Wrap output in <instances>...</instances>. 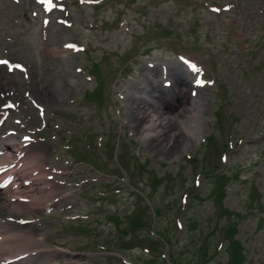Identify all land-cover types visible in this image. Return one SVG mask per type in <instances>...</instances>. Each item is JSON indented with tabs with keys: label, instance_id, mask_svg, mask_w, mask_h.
<instances>
[{
	"label": "rangeland",
	"instance_id": "rangeland-1",
	"mask_svg": "<svg viewBox=\"0 0 264 264\" xmlns=\"http://www.w3.org/2000/svg\"><path fill=\"white\" fill-rule=\"evenodd\" d=\"M95 1L96 6H89L76 0H54L57 9L44 17L32 0H0V58L25 68V72L8 73L0 67V117L7 118L0 126V137L7 138L0 140V147L2 143L19 146L21 135L33 134L31 145L22 142L19 147L23 149L20 160L26 157L29 163L25 162L32 165L35 176L31 178L49 180L38 187L51 185L53 190L40 202L41 207L16 199L39 198L33 184L26 186L32 192L18 189L11 194L15 200L6 198L0 210V222L6 224L0 233L12 235L8 257L43 249L34 248L41 243L51 253L42 254L48 256L41 263L36 258L35 264L47 258L52 264L148 263L146 253L131 248L128 236L108 235L111 224L106 219L112 210L123 220L138 203L137 189L123 178L130 176L133 184L141 186L143 176L133 170L146 164L158 176L171 177L162 178L155 188L154 201L161 211L157 226L172 225L174 216L186 227L172 237L177 242L170 251L173 261L228 264L235 256L227 250L222 232L229 226L241 244L236 255L240 263L264 264V0ZM181 58L197 63L200 76L211 84L190 79ZM94 67L105 84L102 103L87 97L97 83V75L91 72ZM172 72L191 80L196 87L191 85V92L204 104L201 136L176 156L164 154L165 142L162 152L153 151L130 122L136 105L150 106L154 89L169 95L177 90ZM166 80L171 87H166ZM51 84L55 85L53 93L32 96L31 91ZM101 88L102 81V95ZM4 102L7 105L1 111ZM31 102L34 107L42 105L43 112ZM8 132L18 137H9ZM72 148L94 153L99 168L88 160L89 164L78 162ZM9 155L15 156L7 151L2 157ZM115 155L122 163V178L112 172L117 167ZM192 158L198 163L187 162ZM25 162L22 167L28 166ZM215 173L225 175L221 178ZM186 189L187 207L182 211L179 199L186 196ZM219 191L223 192L221 210L216 202ZM110 197L114 201H108ZM31 235L33 241L36 238L33 248L18 249L20 236ZM106 246L122 248L126 259L107 252ZM203 247L209 253L205 257ZM164 259L165 264L172 263L168 251Z\"/></svg>",
	"mask_w": 264,
	"mask_h": 264
},
{
	"label": "bare ground",
	"instance_id": "bare-ground-1",
	"mask_svg": "<svg viewBox=\"0 0 264 264\" xmlns=\"http://www.w3.org/2000/svg\"><path fill=\"white\" fill-rule=\"evenodd\" d=\"M63 28H64V26H62V28L60 26V31L61 32H63V30H64ZM170 74L174 78V86H176L177 91H175L174 93H171L169 95V94H166L165 91H163L162 89L159 90L160 88L158 90L154 89L153 92L155 93V95L152 97L151 100H149V102L146 101V102H148L150 104V106L146 105V106H148V107H146L145 104L144 105H141V104L136 105L133 108V110H132L133 112L131 113V116H130L131 117L130 118V120H131L130 122L132 123V125H134V129L135 130H138L141 133H143L142 135H144V138L148 140V143L151 146V148H152L153 151H155L156 153L159 154V152L162 149H164L163 150L164 151V154H166V155H172V156L175 155L176 156V153L177 152H183L182 150H184L187 147V145L189 144V142L191 140H193V139H197L198 136L200 135V127L202 126V117L200 116V111L204 107V104L201 103L200 100H198V99L197 100H191V98L187 95V92H185L183 90V89H185L183 87H186L187 88L189 85H188L187 81L185 79H183V77L181 75H179V72H172ZM17 83H20V82H17ZM8 84H10V83H8ZM24 84H25V82H24ZM54 88H55V85L54 84L53 85L51 84L50 87H47V88L39 87V88H37L35 90L36 93L33 92V91H31V94H32L33 97H36V98L41 97V98H43V97L48 96L51 91L53 93ZM14 92H17V91H14ZM29 92H30V90H29ZM150 92H151V90H150ZM17 93H19V92H17ZM21 93H22V91H21ZM14 95H16V94H14ZM22 95H24V94H22ZM11 96H13V95H11ZM135 98L136 97H134V99ZM17 101H19V100L17 99ZM25 103H27V102H25ZM40 106H42V105H40ZM20 107H22V106H20ZM27 107H28V105H27ZM23 110H25V109H23ZM30 111H31L30 113H33L34 112L31 108H30ZM23 113H24V111H23ZM27 115H28V111H27ZM145 121H146L147 124H144ZM34 122H35V120H34ZM8 141H9V139H8ZM163 142H165V145L163 144ZM162 144L164 145V147L161 149L160 147H161ZM1 146L6 147V145H4V144H2ZM9 148H10V145L6 147V150H9ZM27 151H29V150H27ZM27 156H29V155H27ZM39 158H37V159H39ZM172 158H174V157H172ZM24 161L25 160H23V162ZM26 161H27V159H26ZM27 162L29 163V161H27ZM27 162H25V163L27 164ZM45 162H46V160H45ZM28 166L22 167V170L19 171V173L17 174V176L18 177L19 176H22L24 178L27 177V176H30V175L31 176L32 175L35 176L32 168H31L32 165H30V168H28ZM41 166H43V165H41ZM37 168L40 169L41 167L40 168L37 167ZM27 169H30V170H27ZM31 176H30L29 179H28V177H27V179H25V180H28V182L30 184H33V185L34 184H40V183H41V185L45 184V183H43L44 180H43L42 176L41 177L36 176V177H32V178H31ZM45 181H46V179H45ZM47 181H49V180L47 179ZM47 181H46V183H47ZM20 185L21 186H18V187L19 188H23V187L27 186V183H25V185H22V184H20ZM49 185H50V183H49ZM47 186H45V187L43 186V187L36 188V191L37 192H42L44 189H48ZM13 188H15V186H13V183H12L6 190H1L0 189V197H2V198H0V199H2V202H0V207H1L0 210L4 208L3 206H5V204H7L6 198L11 197V192L14 191ZM32 188L34 189V187H32ZM52 191L53 190L51 189V192ZM51 192H49V195H50ZM44 193H45V191L43 192L42 196L39 199H37V196H36V199L37 200L34 199V200H30V201L31 202H34L36 205L39 204L41 202V200L44 199L45 197H47V195H48V194H46V193L44 194ZM7 194H10V196L9 195L7 196ZM52 195H53V193H52ZM13 196H15V195H13ZM32 199H33V196H32ZM32 205H31V207H33ZM38 206H40V205H38ZM14 207H16V206H13V208ZM8 208H10V207H8ZM15 209L17 211V207ZM4 224H6V223H4ZM6 235H7V233L4 235L5 237L4 238H1V240H0V264H28L30 262L31 258H33L31 256V252H28L29 254H28V257H27V259L25 261L23 260V261H20L18 263H10V262H12V261L15 260V259H13L11 261L10 258H8V255H11V254H9L10 251H12V248H11L12 246L9 244L11 242L9 240L12 238L11 237L12 235L11 236H8V237H6ZM17 237H19V236H17ZM20 237L22 238V241L20 243L16 244V245H18L17 246L18 249H19V247L20 248H22L24 246L27 247V246H31L32 244L35 245V243H36L35 240L34 241L32 240V236H31V238H26L24 236H20ZM8 244L11 247H9ZM14 246H15V244H14ZM31 247L33 248V246H31ZM44 247H46V246H44ZM27 248H30V247H27ZM34 248H37V247L34 246ZM14 250H16V248ZM15 256H17V255H15ZM45 256H48V255H45ZM52 262L53 261L50 258H47L46 261H43L42 264H52Z\"/></svg>",
	"mask_w": 264,
	"mask_h": 264
},
{
	"label": "trees",
	"instance_id": "trees-1",
	"mask_svg": "<svg viewBox=\"0 0 264 264\" xmlns=\"http://www.w3.org/2000/svg\"><path fill=\"white\" fill-rule=\"evenodd\" d=\"M139 226L140 225L135 224L133 227L136 229ZM135 229H132V230L134 231ZM162 230H164V229L162 227H159V229L157 231V235L159 236V238L161 240H163V242L165 244H170V239H169V236H168V231L166 230L167 232L165 231V233H162ZM149 241H150L149 248L151 250H157L161 246V243H159V242H157L155 240L150 239ZM130 242H133V241H130ZM151 252H153V251H151ZM203 252H205V250ZM174 263L175 264H180V262L178 260H175Z\"/></svg>",
	"mask_w": 264,
	"mask_h": 264
},
{
	"label": "snow or ice",
	"instance_id": "snow-or-ice-1",
	"mask_svg": "<svg viewBox=\"0 0 264 264\" xmlns=\"http://www.w3.org/2000/svg\"><path fill=\"white\" fill-rule=\"evenodd\" d=\"M214 11H215V9H214ZM4 63H7V62H5V61H0V64H4ZM198 83H199V81H198Z\"/></svg>",
	"mask_w": 264,
	"mask_h": 264
}]
</instances>
